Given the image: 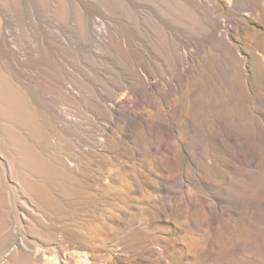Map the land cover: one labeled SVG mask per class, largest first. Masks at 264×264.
<instances>
[{"label":"rangeland","instance_id":"obj_1","mask_svg":"<svg viewBox=\"0 0 264 264\" xmlns=\"http://www.w3.org/2000/svg\"><path fill=\"white\" fill-rule=\"evenodd\" d=\"M130 1L79 0L81 21L93 22L89 28L102 29L106 40L97 44L81 37L78 99L73 104L62 101L66 111L45 122V129H58L76 160L77 173L90 168L81 178L92 181L99 194L67 196L66 202H81L69 221L26 195L12 175L15 191L3 215L6 229L14 230L16 252L26 249L19 241L36 244L34 228L48 227L53 233L40 244L37 257H41L31 264H52V259L80 264L78 256L86 258L87 264H216L223 242L225 248L234 249L229 264H240L236 245L245 243L253 232L250 207L237 215L219 206L217 198L223 191L236 197L257 193L229 176L234 160L208 130L221 135L224 129L235 131L240 135L238 144L262 135L264 144V0H170L165 23L148 22V2L139 0L145 10L141 11ZM216 26L220 32L213 33ZM116 30L123 35V46L111 45ZM184 53L188 68L176 74L175 63L183 60ZM141 66L160 79L157 88H140L133 82L132 71L145 75ZM161 72L168 75L169 86L165 78H159ZM128 80L138 91L128 101L141 116L133 124L113 119L108 111L110 101L124 93L119 89ZM109 144L113 147L107 149ZM45 145L48 151L43 158L53 161L51 141ZM209 154L215 161L207 159ZM7 156L0 157V164L10 179L14 165L10 166L13 161L9 163ZM112 163L129 172L122 188L125 193L111 189L109 179L95 180L96 165ZM107 187L111 192L101 191ZM220 209L233 225L222 244ZM206 210L213 215L203 217ZM205 237L214 241L210 255L188 252L190 240ZM207 257L212 261H203Z\"/></svg>","mask_w":264,"mask_h":264},{"label":"bare ground","instance_id":"obj_2","mask_svg":"<svg viewBox=\"0 0 264 264\" xmlns=\"http://www.w3.org/2000/svg\"><path fill=\"white\" fill-rule=\"evenodd\" d=\"M143 2L145 4L148 2L147 5L150 6L146 10L149 23L167 22L170 0H143ZM140 3L139 0L130 1V5L135 8H139ZM143 9L141 6V11ZM92 24L93 22L88 19L81 21L79 0H0V151H4V155L8 153L10 157L8 162L13 161L10 166L14 165L13 169L8 166V170L11 168L10 172L14 171L10 173V179H8L6 171L2 170L4 165L1 167L0 164V264L2 261L6 264H31L32 260L38 261L41 257H37L40 244L53 235L47 229L48 227L40 226L38 231L34 228L36 231L33 229L32 235L36 239V244L27 246L24 241H19V245L26 249L23 252H16L18 246H14V230L6 229L3 220L4 213L10 208L11 192L15 189L10 184L12 175L16 181L21 183L22 191L26 195L35 198L45 209L55 212L54 216L69 221L74 220L72 210L79 208L81 202H66L64 199L67 196L94 197L99 194L92 181L81 178L84 173L90 171V168L84 167L77 173L74 168L76 160L70 157L68 146L61 139L58 129H45V122L48 118L62 115L66 111V108L62 106L64 104L62 101L73 104L78 99L81 91L78 69L81 37L91 38L97 44L105 43L103 30L95 32L89 28ZM218 28L219 26L213 28V33L220 32ZM131 29L134 31L133 28ZM113 43L123 46L125 42L121 31L116 32L111 45ZM188 65L187 54L184 53L183 60L175 63L174 72L182 74L187 70ZM141 71L145 75L140 71L131 72L133 82L140 88L159 86L160 79L158 80L143 66H141ZM168 72L170 73V70ZM159 75L157 77L165 78L164 82L169 86L168 75L163 72ZM119 90L124 93L120 92L117 98L110 101L108 107L111 117L113 119L123 118L130 124L136 123L141 116L132 110L130 106L132 103L128 99L130 94H137V88L132 86L131 81L128 80L127 84ZM224 130L223 135L217 134L214 129H209L208 132L219 147L234 160L235 165H231L233 171L229 176L236 184L244 188V185H247L248 189L257 194L249 197H236L223 191L224 194L218 196L217 203L225 210L237 215L244 214L242 211L244 207H250L248 215L252 220L253 232H251V238L245 239L247 240L245 243L236 245L241 251L240 264H264V200H262L264 198V144L261 142L263 137L262 135L248 137L244 143L238 144L236 140L240 135L235 131L231 132L230 129ZM48 140L52 144L53 156H56L53 161H50L51 158L50 160L43 158L44 151L47 149H45V142ZM244 145H247L248 150L243 149ZM112 147L113 144H109L107 149ZM51 151L48 153L52 155ZM4 155L0 157L3 158ZM65 156L71 159L67 160ZM56 158L59 161H56ZM10 159L13 160L10 161ZM207 159L215 161L210 154ZM117 165L116 163L109 166L96 165L94 171L98 177L95 180L99 183L109 179L110 185L112 184L111 189L114 187L116 192L125 193L127 191L122 188H126L124 181L128 170L125 166L118 165L117 171L111 173L112 168ZM236 176L239 178H235ZM45 178L50 179L49 184L44 182ZM108 187L101 191L109 192L111 189ZM207 187L210 189L209 186ZM189 205L192 210L197 208L192 202ZM223 210L220 209L222 216L220 226L221 233H223L220 238L221 244L233 227L228 218H223L226 214ZM205 215L213 214L211 210H206L202 216ZM193 216L195 217L194 214ZM194 223L196 226L197 223L195 221ZM213 231L212 233L215 232ZM213 244L214 241L210 237H205L199 242L190 240L188 252L199 257L210 255L209 250ZM226 244L223 242L222 254L214 260L216 264H229L228 256L234 249L225 248ZM78 259L80 264L86 260V258L83 260L81 256H78ZM87 261L84 263L87 264ZM203 261L212 260L207 257ZM51 262L59 264L60 261L52 259Z\"/></svg>","mask_w":264,"mask_h":264}]
</instances>
